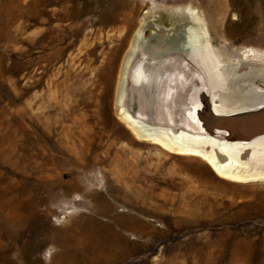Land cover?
Here are the masks:
<instances>
[{"label": "rangeland", "instance_id": "obj_1", "mask_svg": "<svg viewBox=\"0 0 264 264\" xmlns=\"http://www.w3.org/2000/svg\"><path fill=\"white\" fill-rule=\"evenodd\" d=\"M185 7L223 78L206 79L215 106L251 102L246 91L264 86V0H0V264H45L49 245L50 264H264V182L222 178L119 115L136 29L149 20L150 51L168 54L190 24ZM151 58L134 55L122 106L166 126L154 109L163 88L140 99L147 117L130 88Z\"/></svg>", "mask_w": 264, "mask_h": 264}, {"label": "bare ground", "instance_id": "obj_2", "mask_svg": "<svg viewBox=\"0 0 264 264\" xmlns=\"http://www.w3.org/2000/svg\"><path fill=\"white\" fill-rule=\"evenodd\" d=\"M180 12L181 17H183L184 20L186 19L189 21L190 24L186 26L184 25L185 27L182 29L183 31L180 34V40L176 41V43L178 42V47L175 48V50L187 48L188 53L190 54L189 58L194 62H197V64H199L203 69L210 87L215 88L222 86L223 78L217 71L218 62H214V59H211L212 56L210 57V54L207 53L209 48V33L207 28L202 23L199 15L190 7H185ZM148 21L144 19V22H142L136 29L129 49H127L128 51L124 57L119 82V93L117 95V105L120 118L126 123L131 131H133L141 139L158 144L164 149L177 154L200 157L217 175L222 178L239 183L264 182V136L254 138L247 142H217L212 139L213 137L209 138V136L201 133H194L192 135L184 130L174 133L169 129L148 124L144 121V119L133 115L122 106L128 68L134 55L139 50L150 51L152 47L150 38L153 37V35L149 37L145 35V28L149 25ZM184 22L186 23V21ZM153 28L157 29V26L154 25ZM203 50L206 51L205 55L202 54L204 52H201ZM155 55H157V53ZM181 60V62H173L172 65V62H170L168 65L170 68H178L177 71H174L173 69V74L177 77L175 83L178 84L180 82L179 85L187 81L189 82L193 78V72L191 69H181L183 67L182 65H185L187 62L184 59ZM161 68L157 69L159 73L162 71ZM166 80H169V78H164V81L161 80V82L159 81V84H162L161 87L163 90L161 94L163 97L164 95L169 96V89L166 86ZM215 107L217 111H224V109H221L222 106L220 108L217 106Z\"/></svg>", "mask_w": 264, "mask_h": 264}, {"label": "water", "instance_id": "obj_3", "mask_svg": "<svg viewBox=\"0 0 264 264\" xmlns=\"http://www.w3.org/2000/svg\"><path fill=\"white\" fill-rule=\"evenodd\" d=\"M177 45L178 42L175 47L167 50L168 54L157 52V58L154 56L156 52L142 50L145 54H153V58L147 60L148 63L151 60L146 71L148 78L137 84L129 82L130 88L132 87L136 92L133 95H136L138 109L143 110L145 117L148 115L147 109L149 110V108L142 107L140 99L149 100L151 89L156 91L159 88L158 90H161L159 81L169 78L166 80L169 96L166 95L164 98L161 94L162 90L159 91L157 94L158 108H154L162 112L161 117H157L158 120L164 124L167 123L166 126L159 127L170 128L173 132L182 129L198 132L219 141L247 142L264 136V86H254L246 91L247 96L252 99L248 104L241 103L226 111H217L215 105L223 100L222 95L213 92L206 83L203 71L196 62L186 56L184 51H174L178 47ZM172 54H175L178 60L184 58L187 61L181 69H191L192 80L181 83V85H179L180 82L175 83L177 77L173 74V69L177 71L178 68L168 66ZM140 60H144V58ZM146 62L144 61L145 64ZM158 67L163 69L160 73L157 71ZM133 95L130 94L131 97Z\"/></svg>", "mask_w": 264, "mask_h": 264}, {"label": "clouds", "instance_id": "obj_4", "mask_svg": "<svg viewBox=\"0 0 264 264\" xmlns=\"http://www.w3.org/2000/svg\"><path fill=\"white\" fill-rule=\"evenodd\" d=\"M58 251L55 245H49L43 253L40 254V258H42L45 261V264H50L51 261V255Z\"/></svg>", "mask_w": 264, "mask_h": 264}]
</instances>
